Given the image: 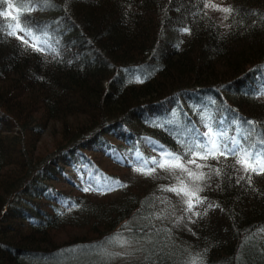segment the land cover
<instances>
[{
	"label": "trees",
	"instance_id": "1",
	"mask_svg": "<svg viewBox=\"0 0 264 264\" xmlns=\"http://www.w3.org/2000/svg\"><path fill=\"white\" fill-rule=\"evenodd\" d=\"M11 2L0 11L45 40L9 35L0 16V264H119L118 240L125 264H264V174L195 155L209 126L264 153V0ZM143 139L204 179L159 167L173 157L153 163ZM133 164L154 171L132 182ZM180 180L201 191L174 225L164 189Z\"/></svg>",
	"mask_w": 264,
	"mask_h": 264
},
{
	"label": "snow or ice",
	"instance_id": "2",
	"mask_svg": "<svg viewBox=\"0 0 264 264\" xmlns=\"http://www.w3.org/2000/svg\"><path fill=\"white\" fill-rule=\"evenodd\" d=\"M4 2H5V0H0V3H4ZM48 2H49V0H44L45 4H47ZM205 6L206 7H213V8L218 7V5H215L212 3L206 4ZM7 7H8V9H13L15 6L11 2V0H7ZM19 7H20V9L31 10L29 8V5L25 4V3H21ZM220 10L225 12V13H229L232 11V9L228 8V7L222 8ZM0 16L10 17L13 21H16L15 24L9 25V27L12 29L11 31L8 32L9 35H16L17 29H19L20 31H25V28L22 27L21 23H20L19 10H17V15H13L11 11H0ZM225 18H227V17H225ZM182 31L187 32L189 30L188 29H182ZM25 34L28 36L33 35L31 31H26ZM17 38L23 39L22 37H19V36ZM34 40L39 41V37H34ZM24 43L27 44L28 41L25 40ZM36 50H40V49L37 47ZM262 95H264V93H262ZM249 123H252V122H249ZM203 135L208 138L207 144L200 143V144L195 145V147L197 149L203 150V152L197 151L195 153V155L197 157H199L200 159L206 160L209 157L216 158L217 154L220 156H227L228 154H232L234 156L238 155L237 163L241 165V167L244 169V171L246 173L264 174V153H261V152L253 153V152L245 150V149H240L239 153H238L237 152L238 141L235 139H233L231 141L232 147H229L227 143H224L223 145H221V143L219 141L223 139L225 134L222 132H213V130L211 129L210 126H209V131L204 133ZM209 144H210V147L208 146ZM189 152H192L191 148H189ZM166 155L172 156L173 160L172 161L166 160L164 163L159 164V167H161V168H179V169H181V171L186 172L188 177H190L192 180H203L204 179V173L193 172V171L189 170L183 163H180V161H181L180 156H176L172 153H166ZM189 162L195 163V160H191ZM153 163H155V161H153ZM197 167H201V165H197ZM136 171L142 172L143 174H146V175H150L152 173V171H154V169H149L148 171L145 172V170L143 168H138V169H136ZM216 172H217V175H219L218 169L216 170ZM248 178L250 181L251 176L249 175ZM112 184L114 186H125V185H122L119 180H113ZM179 184H180L179 187L173 186L170 188H166L164 190L174 192L177 195L187 196L188 199L185 201V203L187 204V210L191 211L193 208L192 197L196 196V193L201 191V189L196 188L195 190H190L183 180H180ZM88 190H89L88 188L84 189V191H88ZM109 190H111V189H109ZM196 202L197 203L202 202L198 196L196 197ZM209 207H212V205H209ZM196 214L199 215V213H196ZM118 242L120 244L127 243V241H124V240H118Z\"/></svg>",
	"mask_w": 264,
	"mask_h": 264
},
{
	"label": "rangeland",
	"instance_id": "3",
	"mask_svg": "<svg viewBox=\"0 0 264 264\" xmlns=\"http://www.w3.org/2000/svg\"><path fill=\"white\" fill-rule=\"evenodd\" d=\"M16 33H17V36L22 37V38H26L32 43H41L42 41L45 40L43 37H40V36L35 35L33 33H32L33 34L32 36L26 35L25 34L26 30L25 31H20L19 29H17ZM34 37H39V41L34 40ZM53 130H54V127H49L41 135V139L40 140H41V144H42V146H41L42 149H41L40 152L42 154L44 152H47L46 150L49 148L48 144H49V142L51 140V133L53 132ZM219 142L221 143V145H223L225 143L223 139L220 140ZM142 145L144 147H146V148H149V149L153 150L154 152H156L158 154V155L156 153L154 154V152L151 153L150 161H152V162L156 161V160H160L161 161L162 158L164 156H166V153H164L161 150L160 146L158 144H156L155 142L151 141V140L143 139L142 140ZM139 159H140V156H139V154L137 152L132 153V155L130 157V163L133 160H134V162H137ZM138 168H143L145 170V168L142 165H138V164H133L132 167L130 166V168H128L126 170V176L130 177L132 182H136L137 180L143 179V178H145L147 176L146 174H143L142 172L136 171V169H138ZM145 172H146V170H145ZM92 181H93L94 186L98 187L99 189H104V188L106 189L107 186H108L106 180H104V179L93 180V179H89L88 178V184H92ZM187 199L188 198L186 196H184V195H177L176 194L177 202L175 203L174 209L172 210V213H171V218H173L172 222H173L174 225L177 224V223L179 224V220L182 219L181 216L183 214V210L187 209V205L185 203V201ZM196 207H198V206L194 202L193 203V208H196ZM190 213H191V215L193 214L192 211H190ZM112 248H113V251L111 252V254H112V257H113L114 261L119 263V264H125L124 262L127 260V253H128L127 250L129 249V246L128 245L126 246V244H120L117 241L115 244L112 245ZM129 250H131V249H129ZM144 250H146V249L144 248ZM103 254H105L104 251H99L97 253V255L100 258H103V256L104 257L108 256L106 254L105 255H103ZM90 256H92V254H90ZM86 257L80 256V257H77V258H73V259H70V260H65V261H62V262H59V263H52V264H92V263L88 262L89 260L86 259ZM71 260H74V261H71Z\"/></svg>",
	"mask_w": 264,
	"mask_h": 264
}]
</instances>
